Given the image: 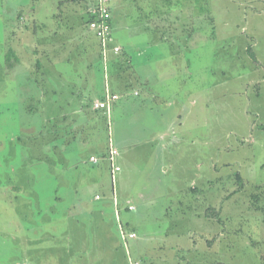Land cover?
Instances as JSON below:
<instances>
[{"label":"rangeland","instance_id":"374dc122","mask_svg":"<svg viewBox=\"0 0 264 264\" xmlns=\"http://www.w3.org/2000/svg\"><path fill=\"white\" fill-rule=\"evenodd\" d=\"M52 2H7V21L0 18V63L6 24L26 32L24 25L33 23L31 8L44 17ZM148 7L159 13L190 10V18L184 16L179 23L187 28L190 48L185 49L187 43L181 36L173 42L152 43L142 55L138 45L128 46L134 72L151 78L150 89L139 85L133 75L125 77L131 80L129 95L122 96L110 119L103 112H94L92 117L72 112L68 99L76 93L94 102L105 100L106 90L110 95L122 93L124 78L111 57L105 66L103 58L93 53L77 55L71 49L73 43L61 36L59 42H52L55 36L49 39L50 28L43 25L34 27L33 35H21L19 45L10 41L17 66L7 82L0 84V264H97L99 255L109 261V255L99 250L109 245L99 243L117 239L100 227L113 220L107 215L115 210L99 206L105 194L113 199L114 188L119 201L128 192L137 205L131 213L120 203L117 221L127 232L136 229L142 237L140 243H129L130 255L142 258L139 264H264V89L259 94L249 76L251 51L264 63V0H133L127 6L133 16ZM2 8L1 0L0 13ZM13 9L19 11L13 14ZM123 9L125 5L115 13L122 20ZM70 24L75 30H69ZM54 26L65 34L67 29L77 34L85 29L84 21L71 18L69 11ZM49 45L54 46L57 58L50 73L57 85L48 76L47 83L32 84L27 98L25 80L43 82L41 74L29 70L41 69ZM164 89L170 90L167 107L155 98L145 99L147 93L158 96ZM179 114L184 124L177 129L189 135L184 140L179 137L167 157H158L163 142L160 133L169 131ZM73 119L85 129L73 132L72 140ZM66 139L69 142L63 144ZM193 139L195 150L188 148ZM110 143L120 154L114 165H127L126 177L136 178V186L129 184L126 189L127 181L119 183V173L114 184L110 176L106 178L104 189L86 181L73 182L78 173L72 168L78 165L79 173L88 167L97 171L99 167L90 165V155L102 159ZM62 160L68 170L60 169ZM101 164L109 166L106 161ZM64 171L72 184L68 192L61 186ZM177 174L179 179L174 178ZM83 185L77 206L73 186L80 189ZM133 190L145 191L150 202L139 204ZM97 194L103 202L95 199ZM102 211L104 217L95 216ZM144 232L148 240H143ZM115 258L119 254L114 253L110 261Z\"/></svg>","mask_w":264,"mask_h":264},{"label":"crops","instance_id":"0c3cea01","mask_svg":"<svg viewBox=\"0 0 264 264\" xmlns=\"http://www.w3.org/2000/svg\"><path fill=\"white\" fill-rule=\"evenodd\" d=\"M11 0H2L3 2V8L2 11L0 13V18L1 20L7 21V15H8V8H7V2H9ZM129 1H133V0H109V7L111 10V14H112V35H113V39L114 42L117 46H119L121 48V52H119L118 54L114 53V52H110V54L108 55V61L109 58L111 57L110 60H112L113 62L118 64V74L122 76V78H124L123 83H122V87H120V90L123 91L122 93H113L112 95H117L119 98L117 100H115L114 102L111 103V109L105 110V109H96L94 107V104L98 101H100L99 99H103V98H99L97 100H95L94 102L92 100H89L86 98H82L78 95H75L76 93H74L70 99H68V105L74 110L72 112H84V113H89V116L92 117L94 112H103L105 115L108 116V118H114L116 111L119 108V103L121 102L122 96L124 94L129 95L128 93V87H130V81L125 80V77H131L133 75V78L138 81L139 85H144L146 87V89H150V84H151V78L147 77V76H143V75H136L137 73L134 72V68H132V57L129 54V49L128 46H134V45H138L139 47V51H140V55L147 53V49L146 48H150L152 43L158 44V43H164V42H173L175 39H177L179 36L184 37V41L187 43V47H185V49L188 50V48H190V45L188 47V40H187V28L181 27L180 21L182 19V17L187 16V18H190V10H185V8L183 9L184 12L187 11L185 14H179V15H175V13L177 12H183V10L181 11H171V10H167V11H163L162 13H159L158 10H156L154 7H148L146 8H140L139 9V15L137 16H133L131 14V9L127 8ZM139 0H134V3L138 2ZM1 2V0H0ZM52 6L50 8H48L49 10L47 11V15L44 17H41L38 15L37 11L31 8L32 10V20L33 23L28 24V25H24V27H26V29H28L26 32L23 31V33H21V28L17 31L14 28H8L7 24H6V36L4 38V41L2 46H4V49L2 50L4 53L3 55V62L0 63V68H1V76H0V84H3L4 82H7V77L10 76V74L12 73L11 70H13L17 64L14 62L15 58H14V49L9 47V43H11L10 41H14L16 44L19 45V41L21 35L23 37L26 38L27 35H33L35 34V29L33 30V28H37L40 27L39 25H43L45 27H49L50 30L48 32V38L51 39L52 36H55V41L52 42H59L58 40V35L61 36V40H65L66 43H73L71 46V49L77 50V55H79V52L81 54L85 53V54H94V55H98V57H100L102 59V55H101V47H100V42L99 40L96 38L95 33L90 29L89 24H88V19L90 18V16L94 17L92 15V9L94 8V6L97 3V0H53L52 2ZM133 4V2H131ZM251 3V0H250ZM112 5V6H111ZM122 5L126 6V9L124 10V19L122 20L119 16H116V12L119 11V9L122 7ZM141 7V6H140ZM19 8V6H18ZM187 8H189L187 6ZM13 14L19 11V9L16 10H12ZM34 11V13H33ZM68 11H69V15L70 17H77L80 21H84V28L80 34L71 32L69 30H75L74 29V25L70 24L69 30L67 29V34H65L63 31H59V29L57 28V26H54V22L55 20H57L58 18H60L64 13L65 16L67 17L68 15ZM122 15V14H121ZM19 16V15H18ZM20 20L24 19L25 17H23L22 15H20ZM122 17V16H121ZM186 18V17H184ZM41 21V23H39V21ZM36 21H38L39 24L36 23ZM128 21H130L128 23ZM31 28V30H30ZM124 29V31H123ZM127 29V30H126ZM56 30V31H55ZM59 32H58V31ZM189 33H192L193 30L189 29L188 30ZM62 32V33H61ZM124 33V37H121V34ZM182 35H181V34ZM120 37L121 40L120 41ZM180 37V38H181ZM47 38V39H48ZM67 38V39H66ZM190 36H188V39L190 41ZM27 40H29V37H27ZM51 42V43H52ZM143 44H148L147 47L142 46ZM150 44V45H149ZM256 44V43H255ZM186 46V45H185ZM79 47H81V50H79ZM135 47V46H134ZM255 48V46H253V48H245L246 51H251ZM85 49V50H84ZM53 50H54V46H52L51 49V45H49L47 47V54L44 53L45 55V61H44V65L42 67H40V70H36L37 67L34 66V68H30L31 70H29L32 74H41L43 76V82L40 80H35L34 82H30L25 80V92L27 98H29V91H30V87L32 86V84H35L36 86H39L40 83H47V79L48 76L51 77V70H52V61H54L56 58V56H53ZM34 51V50H33ZM84 51V52H83ZM35 52V51H34ZM137 54V52H136ZM252 58V71L249 74V76H251V83L255 86L258 87V93L260 94L261 91H263L264 89V69H261L260 67L264 68V63L261 61V59H257L259 58L254 51H251V56ZM107 61V62H108ZM141 64V62H140ZM177 65V66H176ZM106 66V65H105ZM174 66H176V68H178V64L175 62ZM34 69V70H33ZM43 69V73H41ZM126 71V72H125ZM154 71H151V73ZM263 72V73H262ZM155 73H161L160 70L158 72L155 71ZM44 74V75H43ZM263 74V75H261ZM137 77H136V76ZM29 80H31V78H29ZM50 80L52 81V85L56 86L57 85V80L56 82H53L54 79H52V77L50 78ZM159 83L161 82L160 79H158ZM50 83V82H49ZM141 83V84H140ZM5 84V83H4ZM51 85V86H52ZM63 87V86H62ZM107 89V87H106ZM37 92V91H36ZM109 91L106 90V95ZM170 90H161L160 94L154 95V94H149L147 93L146 98H155L158 102H160V104L164 105V107H167L169 105V101H168V94H169ZM73 93V92H72ZM255 94L257 97H259V94ZM135 96H139V94L137 92H135L134 94ZM74 97V98H72ZM72 98V99H71ZM82 101H84V103H82ZM93 103V104H92ZM117 109V110H116ZM167 110L164 111V113ZM92 114V116H91ZM163 115V114H162ZM160 115V116H162ZM157 116V115H155ZM64 118H66V116H63ZM148 117V116H147ZM180 119H178V121L175 123H173L172 128L169 129V131L164 132V130L162 129L160 136L163 138V142H161V148H160V152L158 151L157 156L160 157L161 154H163L165 157H167V153L169 150H171L175 145L178 144V140L179 137H183L182 139L184 140L186 135H189L187 132L188 131H182L179 132V130L177 129V126L182 127V125L184 124V119L181 117V115L179 114L178 116ZM74 120V119H73ZM66 123V125H68V120L64 121ZM170 122V120L167 121V123ZM85 129L84 126H79L78 124H75V120H74V125H71V133H72V140L75 139V136H73V132H75L74 135L78 134L79 132H81V130ZM174 130L173 134L171 136L167 135L166 133H171ZM62 134V133H61ZM62 136V135H61ZM93 140V139H92ZM91 140V141H92ZM181 140V141H183ZM180 141V142H181ZM69 142L68 139H66L63 144H67ZM179 142V143H180ZM146 144L149 143V140L145 141ZM113 146L112 143H110L109 149L107 150V155H104L102 157V159H100L99 157H97L95 154H91L90 155V165H92L93 167H99L97 171H95V168H87V170L83 173H79L80 172V167L78 165H76L75 167L72 168L71 171H76L78 173L77 175V179L74 178L73 182H77L79 184H81L83 181H86V183L88 184H92V185H97L102 187L103 189L106 188V178H108V176H111V170H112V165L111 162L109 160V153H110V147ZM195 140L193 139V141L191 142V145L188 146V148L195 150ZM114 147V146H113ZM159 147V145H158ZM192 150V151H193ZM197 153V151H195V154ZM198 153H201V150L198 151ZM203 153L205 154V149H203ZM119 152L118 155L119 156ZM95 157L97 159L96 162L91 161V158ZM65 160V159H64ZM62 160L61 164H60V169L64 168V166L67 168V162ZM108 162L109 166L106 164H101V162ZM203 160H200L199 162H202ZM168 167L169 169H173L172 168V163H168ZM118 165V164H117ZM121 168V171L119 172V176H120V180L119 183L122 181H127V184L124 185V187H126V189H129V184H131L132 186H136L134 183L137 184L136 182V178L134 179L132 176L126 177L127 173H128V169H127V165L124 164H119L118 165ZM201 166V165H200ZM199 166V167H200ZM94 169V170H91ZM90 171H92L93 173H89ZM68 172L64 171L63 176H61V181H62V185L68 192V186H72V184L68 181V179H66ZM93 175V176H91ZM95 177H100L101 180H97ZM174 178L179 179V174L175 175ZM173 178V180H174ZM112 180V179H111ZM113 181V180H112ZM107 184L108 183V179H107ZM114 184V182H113ZM84 186H82V188L78 189L77 186H73V188H76V191H74L76 193V205L78 206L81 203V197H79L80 194H82V191L84 189ZM123 187V188H124ZM125 189V188H124ZM125 189V190H126ZM124 190V191H125ZM127 192V191H125ZM145 191L142 190H133L132 194H134V199H136L137 202H139V204H146L148 202H150L149 200H147L146 197V192L143 193ZM75 193H72L75 195ZM115 188L113 189V199H109L110 196H107L105 193V202L103 204H101V206H99L102 209H107L109 208V206L113 207V210H115V212L113 213V215L108 214L107 216L110 219H113L111 222V226H110V222H106L105 224L103 223L101 225V229H103L107 235L112 236V234H115V237L117 239V241H115L114 243H107L106 242H102L99 243V245H109L107 247H99V250L101 252H106L109 255V261L111 259V256L114 253L119 254V259L115 258L113 261H107L104 262L103 261V255H99L97 256L96 262L97 264H129L130 260H136L138 262H140L141 259H134L130 253H129V243L130 242H135V243H140L142 240V237L139 238L140 236H138L137 230L136 229H132L130 230V232L135 233L137 236L133 239L128 240L127 244H125V242L123 241L122 235H121V230L119 229L120 225L124 226L125 229V225L121 222H119L118 224V218H121L120 215V203L122 204V209L127 210L131 213L136 212L137 211V205L135 204V202L133 201L132 197L130 195H128V192L125 194L127 197H125L123 195V198L121 201L118 200L116 194H115ZM173 194V193H172ZM66 196V195H65ZM66 199H68V197L66 196ZM95 199L97 201H101L103 202V199L99 196V194L95 195ZM130 207H133V209L130 210ZM112 210V211H113ZM119 211V212H118ZM98 214V213H95ZM94 214V215H95ZM118 214V215H117ZM106 214L102 211L99 212V215H95V216H100V217H104ZM119 216V217H118ZM70 216H68L69 218ZM67 218V220H68ZM96 219V218H95ZM50 220V219H49ZM102 220H104L102 218ZM129 224H126V226H128ZM108 226H110L111 228H109ZM113 227H115L113 229ZM105 235V234H103ZM106 236V235H105ZM143 240H146L148 238V234L146 232L143 233ZM144 236H147L144 237ZM148 240V239H147ZM83 242V240H82ZM63 247V246H62ZM78 249V248H77ZM121 249L124 250V255H122ZM79 250H83V247H80ZM94 250V249H93ZM120 250V251H119ZM130 256V257H129ZM109 262V263H108ZM152 264V263H151Z\"/></svg>","mask_w":264,"mask_h":264},{"label":"built area","instance_id":"2783aa9c","mask_svg":"<svg viewBox=\"0 0 264 264\" xmlns=\"http://www.w3.org/2000/svg\"><path fill=\"white\" fill-rule=\"evenodd\" d=\"M92 15L95 17V19L90 22L89 27L95 33L100 42L102 58L106 65L110 52H114L116 54L121 52V48L115 44L112 35V14L109 7V0H97L96 5L92 9ZM118 98L119 97L117 95H110L107 93L106 99L96 102L94 107L96 109H105L109 111L111 109V103ZM117 155L118 150L111 146L109 160L112 165L111 176L113 182L115 180L116 174L121 171L119 166L114 165V160ZM91 161L96 162L97 159L93 157L91 158ZM131 209H133V207H130V210ZM121 235L125 244H127L128 240L137 236L135 233L127 232L123 227H121ZM129 264H139V262L131 259Z\"/></svg>","mask_w":264,"mask_h":264},{"label":"trees","instance_id":"16d2710c","mask_svg":"<svg viewBox=\"0 0 264 264\" xmlns=\"http://www.w3.org/2000/svg\"><path fill=\"white\" fill-rule=\"evenodd\" d=\"M95 19V17H92V16H90V18L88 19V24L91 22V21H93ZM96 36V35H95ZM96 38H97V36H96ZM98 39V38H97ZM39 66H40V64H39ZM238 180H240L239 179V177H238Z\"/></svg>","mask_w":264,"mask_h":264}]
</instances>
